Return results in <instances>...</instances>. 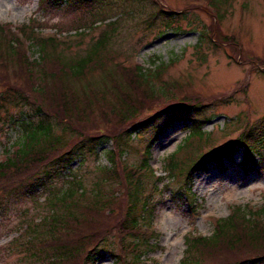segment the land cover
<instances>
[{
	"label": "trees",
	"instance_id": "1",
	"mask_svg": "<svg viewBox=\"0 0 264 264\" xmlns=\"http://www.w3.org/2000/svg\"><path fill=\"white\" fill-rule=\"evenodd\" d=\"M122 1L149 6L153 2ZM209 1L216 2L218 14L223 13L221 0ZM112 2L39 0V5L42 10L91 14L89 18L92 19L99 14H94L97 5L101 8ZM106 18L76 25V34L67 37L60 35L64 29H58V33L53 35H44L38 31L43 25L35 19L18 29H13L10 24H0V127L20 126L22 130L20 140L9 146L4 160L0 162V197L11 195L18 187L27 188L28 196L39 189L50 192L52 197L46 199L50 214L43 218L41 224L30 229L33 237L29 248L33 249V256L41 264H97L105 255L111 257L114 264H122V258L114 253L115 248L131 257L129 264H148L142 257L156 246L150 244L156 236L153 220L157 208L151 196L153 193L160 194L157 192L158 185L166 181L167 175L182 181L183 196L189 198L193 207L195 174L208 173L213 167L223 168L227 162H234L240 152H243L242 164L246 171L254 170L260 163V160H255L254 152H259L262 147L260 153L264 154V129L259 138L254 139L253 127L246 128L225 147L204 151L191 130L204 131V124L196 119V115L209 104L196 94L187 93L182 98H174L171 103L139 121L144 112L153 111L156 100L171 99L169 95L173 94V88L171 91L166 90L169 87L156 90L155 86L167 64L159 63L149 70L138 64L125 68L120 63L117 67L124 72L123 78L116 81L106 66L103 52L111 54L109 44L118 19ZM155 20L157 14L152 13L148 19L149 26ZM97 23L104 24L108 29L93 43L88 54L70 59L65 57L63 50L58 51L60 44L84 39L88 33L79 31H93ZM170 25L164 24L166 28ZM211 41L219 43L216 36ZM34 53L39 54L38 59L32 58ZM95 71H100L98 82L89 81L81 93L71 89L73 83ZM51 84H55L56 89L48 94ZM95 112L103 114L101 118L105 130L97 131V126H89L93 123ZM173 123H190V134L176 151L181 153L182 158L178 157L179 153H174L167 169L169 173L165 177L157 176L149 164L151 149ZM129 126L132 130H128ZM60 129L61 132L57 133ZM147 130L154 135L145 145L143 158L124 172L117 170V160L130 153V142L134 141L131 132L142 134ZM109 143L113 149L105 150L104 156L110 167H102L99 172L105 174L104 179L109 182L125 178L128 206L119 226L113 228L118 231L115 238L111 237L112 231L101 220L92 217L111 203L110 200L105 201L100 191L93 192V205L83 207L84 189L80 181H73L74 177L65 190L52 192L51 188L48 189L53 180L73 175V163L80 160L81 166L89 156L98 157L100 149ZM146 180L152 182L150 193ZM165 186L166 183L163 188ZM250 207L237 206L227 218L215 220L211 236L187 234L181 264H264V205ZM108 213H111L110 209ZM39 230H44V236ZM17 240L10 246H14ZM124 262L128 264L126 260Z\"/></svg>",
	"mask_w": 264,
	"mask_h": 264
},
{
	"label": "rangeland",
	"instance_id": "2",
	"mask_svg": "<svg viewBox=\"0 0 264 264\" xmlns=\"http://www.w3.org/2000/svg\"><path fill=\"white\" fill-rule=\"evenodd\" d=\"M221 1L222 14L216 11V2L209 0H153L150 6L113 0L101 8L96 4L94 14H99L92 18L118 19L109 44L111 54L103 52L106 66L116 81L122 79L124 73L117 64L121 63L125 68L138 64L149 70L159 63L167 64L166 70L155 81V86L156 90L173 88V94L169 95L171 99L156 100L153 111L144 112L139 121L187 93L206 100L209 105L196 115V119L204 124L205 132L191 130L193 137L205 148L204 151L229 145L246 128L253 127V138L258 139L264 129V0ZM152 13L157 14V20L149 26L148 19ZM90 15L42 10L39 0H0V24H10L13 29H18L35 19L43 25L38 31L44 35H53L58 29H64L61 34L63 37L73 35L76 25L92 20ZM167 23H171L168 28L164 26ZM96 27L92 32L86 31L89 34L84 39L70 41L67 45L60 44L58 51L63 50L65 57L70 59L85 56L93 43L108 29L104 24L100 26V23ZM214 36L220 44L211 41ZM31 56L33 59L39 58L38 53ZM87 75L83 80L73 83L72 88L69 83L65 86L81 93L89 81L93 83L100 80V71ZM55 89V84H51L47 89L49 93L46 92L50 94ZM101 116V112H95L93 123L89 126H97V131L105 130ZM190 126V123L171 124L152 147L149 164L157 176L165 177L169 173L167 169L174 153H179L178 157L182 158L181 153L176 151L188 138ZM130 129L131 126L128 127ZM131 134L134 141L130 142V153H125L117 160L116 169L123 172L127 167L139 163L143 158L141 152L154 135L151 130L142 134L132 131ZM21 137L20 126L0 127V162L4 160V153L9 146ZM68 139L71 140L70 135ZM112 149L113 145L109 143L100 149L98 157L89 156L81 166L80 160L76 161L71 168L73 175L53 180L48 189L51 188L52 192L65 190L74 177L73 181H80L84 189L83 207L93 205V192L100 191L105 201L110 200L111 203L103 206L92 217L101 220L112 231L111 237L115 238L118 237V231L113 228L119 226L128 206L125 178L118 177L120 179L109 182L104 179L106 175L99 172L102 167H110L104 151ZM259 149V152H254L255 160H260L258 170L246 171L242 164L243 152H240L234 162H227L223 168L213 167L208 173L195 174L193 207L189 198L183 196L182 181L167 175L166 181L158 185L157 192L160 194L153 193L151 196L157 208L153 220L156 236L150 244L156 246L148 250L142 260L148 264H181L187 234L211 236L215 220L227 218L233 208L263 206L264 154L260 153L262 147ZM146 181L150 193L152 182ZM27 191V188L18 187L11 195L0 197V264H41L33 256V249L29 248L31 242L27 230L28 225L30 228L50 214L46 199L52 196L44 189L36 190L31 196H28ZM22 231L25 232L17 240ZM39 231L44 236V230ZM16 240L18 242L10 246ZM114 253L122 258V264H125L124 260L129 264L131 257L126 253H120L118 248L114 249ZM97 264H114V260L105 255Z\"/></svg>",
	"mask_w": 264,
	"mask_h": 264
}]
</instances>
